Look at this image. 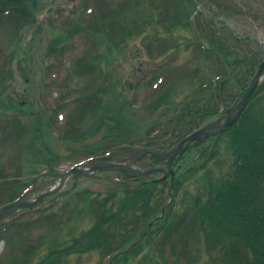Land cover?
<instances>
[{"label":"trees","instance_id":"16d2710c","mask_svg":"<svg viewBox=\"0 0 264 264\" xmlns=\"http://www.w3.org/2000/svg\"><path fill=\"white\" fill-rule=\"evenodd\" d=\"M82 1L85 4L83 18L86 17L83 12L89 7L90 18L99 20L105 16L112 20L109 0ZM148 1L150 16L160 14L159 21L168 28L186 26L194 33L192 45L208 64L206 76L184 100L170 103L162 96L172 76L168 69L158 70L152 78V82L158 79L153 97L139 102L136 94L134 101L132 99L133 104L140 103L135 110L146 108L143 123L132 125L125 121L114 135L102 136L92 147L101 153H77L78 162L125 147L133 149L129 154L123 153L130 166L146 170L160 164L162 156L171 152L184 137L235 104L258 67L260 55L253 45L248 40L235 38L226 29L217 28L208 16L196 11L192 0L165 1L156 13L152 10V0ZM31 3L32 0H0V28L18 32L30 25L35 18ZM205 3L209 6L207 1ZM147 9L133 12L138 17H145L144 21L148 23ZM214 13L234 23L229 9L226 13ZM60 23L55 21V25ZM232 26L244 34L253 32L248 25L234 23ZM68 27V22L64 21L57 29L68 31ZM142 45L154 60L166 55V51L154 44L153 38L143 41ZM172 45L166 50L179 48V44ZM97 46L88 45L87 48ZM76 50L77 45H70L47 58V66L44 67L46 94L64 84L65 65L69 63V69L72 67L69 54ZM3 54L2 48L0 74L10 67L5 63ZM164 66L168 68L167 62ZM191 66H180L179 74L191 78L198 76L193 70L195 67L201 69L200 62L192 70L189 69ZM69 69L68 74L79 75V71ZM175 69L177 67L170 70ZM165 73L167 76L160 79ZM1 80L3 84L0 85L9 90L13 81ZM56 101L54 106L49 98L45 99L48 104L45 106L51 111L47 116V127L52 133L50 136L55 139L66 134L65 126H71L75 129V139L80 140L82 115L92 112L91 117L95 119L96 114H104L102 100L94 95L93 90L85 95L74 90L67 101L61 96ZM8 109L0 108L1 144L7 142L11 146L9 149L16 153L17 163L14 169L5 163L0 167V206L16 199L34 184L35 181L26 175L42 172L41 159L46 158L44 153L40 154L41 157L28 155L29 151L23 153L24 144L20 142H23L21 139L27 126L21 119L28 120L30 117L16 109ZM8 111L11 115H7ZM60 112L65 113L63 120H58L56 115ZM15 129H18L19 135L14 132ZM14 143L19 147L16 148ZM47 160L50 161L49 157L46 158L48 164ZM18 168L27 170H16ZM103 183L70 191L62 201V205L69 208L63 219H57V211L52 210L45 214H31L1 228L0 240L8 235L10 245H20L14 249L7 263L5 257L0 264H29L32 253L40 248L38 238L32 239L30 231L38 222L47 220L46 224L52 226L58 221L60 225L69 223L77 228V221L86 217V208L90 211L92 208L94 212L89 215L84 229L71 234L72 247L56 252L58 249L52 245L49 253L56 252L58 255L52 253L50 258H43L38 264H62L63 259L70 264V256L100 255L103 251L107 253L101 257V264L103 261L127 264L130 257L139 256L142 252L152 261L149 247L155 241L165 250L178 252L179 257L194 251L197 260L189 264L199 263L202 255L208 257L207 264H264V80L237 122L223 134L191 146L172 164V174L164 176L156 173L140 178L117 174ZM104 189L109 190L103 193ZM120 195L124 200L117 201ZM180 195L184 198L183 202L178 200ZM147 256L144 259L147 260Z\"/></svg>","mask_w":264,"mask_h":264},{"label":"rangeland","instance_id":"374dc122","mask_svg":"<svg viewBox=\"0 0 264 264\" xmlns=\"http://www.w3.org/2000/svg\"><path fill=\"white\" fill-rule=\"evenodd\" d=\"M123 1L110 0L109 7L112 8L113 12L112 20H108L105 16L98 20L94 17H82V11L85 8L82 0H32L31 12L35 18L30 25L18 32L11 28H0V53L3 48L5 63L10 65L0 74V83L3 84L1 79L13 81L9 90L0 85V108L2 110L5 108L7 110H9L8 108L16 109L30 117L28 120L19 117V120L21 119L22 123L27 126L25 134L22 136L23 139H21L23 142H20L24 144L22 151L23 153L29 151L28 155L40 157V154L44 153V156L49 157L50 160H47L50 164L48 165L46 158L41 159L42 172L26 175L31 181H35L36 185L23 202L25 204H37L33 207L35 209L41 208L39 209L40 214L49 213L53 210L57 211V219H63L67 216L66 213L69 208L66 209L65 205H62V201L70 194V191L71 193L73 190L77 191L82 186L100 185L118 174L114 170L83 171L77 174L71 173L61 183L62 175L78 162L77 153L99 154L101 152L95 151L92 147L97 145V141L102 136L114 135L125 121L132 125L143 123V114L146 108L135 110L132 99L134 101L135 95L148 87L158 70L168 69L170 72V69L178 65L187 64L192 65L189 67L192 70L196 63L200 62L201 69L195 67L193 70L198 76L191 79L190 76L184 77V74L172 76L167 85L166 93L162 96L170 103H179L184 100V97L201 82L203 74L207 73V62L200 54L195 50H186L188 46H193L192 43L195 40L193 32L189 31L186 26L170 29L157 18L149 21L151 13L147 8L146 12L149 17L146 21L148 23H145V17H138L140 21L135 24L130 23L133 11L132 7L126 4L129 2L132 5L140 3L139 8H141L142 5L148 7L150 1L126 0L122 3ZM165 1L170 0H152V10L156 13V9L160 8V4ZM215 1L216 4L212 7L217 12L226 13L229 9L230 18L235 24L250 26L249 30H253V34L264 41V0ZM113 9L116 10L115 13ZM55 21L61 23L67 21L69 24L68 31L57 29L61 23L55 25ZM150 38L154 39V44L166 51V59L153 61L148 50L142 45L143 41ZM81 39H86L88 45L98 46L86 48L80 56H73L72 67L69 69V63L65 65L66 69H64L62 76L64 84L60 88L54 89L50 94L47 93V95L45 93L47 88L44 87L46 86L44 84L46 80L44 67L47 66V58L70 45L80 46ZM172 44H179V48L167 51L168 46H173ZM172 56L177 59L172 60ZM165 62H167L168 68H163L166 67L164 66ZM156 66L161 69L154 71ZM68 69L79 71V75H74L72 72L68 74ZM74 90L84 95L93 90L94 95L102 100L104 114H96L95 119L91 117L92 112L89 113L90 115H82L83 127L80 140L75 139V129H71V126H69L70 131L68 130L69 127L65 126L64 133L66 134L55 139L56 137L50 136L52 133L47 127V116L50 115L51 111L47 110L50 108L45 106L48 105L45 103V99L49 98L51 105L54 103L56 105V100H60V96L67 101ZM10 112L8 111L9 114L7 115H11ZM28 121L29 124H27ZM14 132L19 135L18 129H15ZM6 133L8 132L5 130ZM0 135H2L1 132ZM6 143L1 144L0 138V167L3 165L2 163H5L10 164L14 169L15 163H17L15 161L16 153L9 149L11 146L9 147ZM13 145L16 148L19 147V144L16 143ZM129 151L133 152L132 149ZM123 153L124 148H118L111 155V161L108 163L125 162L128 158L123 156ZM13 159L14 161H9ZM107 165L102 161L95 162L90 164V168H92L90 170L95 167L104 168ZM16 170L24 172L27 169L18 168ZM51 189L54 191L52 192ZM107 190L109 189H104L103 193ZM39 197L41 199L36 201ZM120 199L124 200L121 195L117 197V201ZM178 200L183 202V196L180 195ZM32 204L26 210H30ZM86 209V217L77 221V228L70 226L69 223L60 225L61 223L58 221H55L56 224L52 226L46 224L47 220L38 222L30 231L32 239L38 238L40 248L32 253V260L29 264H38V261H42L43 258H50L52 253L58 255L56 252H59L61 248L72 247L71 238L73 236L71 234H77L79 229H84L86 222H89V215L94 212L92 208L91 211L89 208ZM20 212L23 210L9 212L5 219L10 221L7 225L12 224V219L14 222H18L30 215L14 218ZM8 239L9 236L6 235L4 240L0 242V263L5 260V257H7V263L14 249H18L20 245L19 243L10 245ZM17 241L21 242L20 239ZM52 245L58 251L49 253L51 251L49 248ZM149 252L153 255L152 261L149 260L146 253L142 252L139 256L130 257L127 264H189V262L193 263L197 260L194 258L196 255L194 251L179 257L178 252L159 247L158 241L151 244ZM106 253V251L100 252V255L98 253L99 256L97 254L73 255L70 256L69 261L70 264H101L100 259ZM146 256L148 257L147 260L144 259ZM111 262L103 261V264H110ZM207 263L209 260L203 255L197 264ZM62 264H67L65 259L62 260Z\"/></svg>","mask_w":264,"mask_h":264},{"label":"water","instance_id":"95a60500","mask_svg":"<svg viewBox=\"0 0 264 264\" xmlns=\"http://www.w3.org/2000/svg\"><path fill=\"white\" fill-rule=\"evenodd\" d=\"M231 32H232V34H235L234 31L231 30ZM248 37L252 38L251 36H248ZM262 47H263V45H262ZM263 70H264V59H263L261 65H260V68L257 71L255 77L253 78L248 91L244 95L242 101L234 109L229 111V113H228L229 116H228L227 120L225 121V123L223 125H220V120L216 121V122L204 127L200 131L193 133L191 136L185 138L180 143V145L176 148V150L173 152L172 156L170 157L169 162H168V168H170L171 162L174 160L176 155L179 154L182 151V149L184 148L185 144L193 142V141H198V140H200L202 138H205V137H208V136H213V135H215L217 133H220V132L224 131L228 126H230L236 120V118L238 117L239 113L245 107L247 101L249 100V98L251 97L252 93L254 92V90H255L258 82H259L260 75L262 74ZM234 111H237V113H236V115L233 116L232 112H234ZM103 160H106V159H103ZM98 169H115V170H118V171L123 172L125 174L132 175L134 177L148 175V174H150L152 172H157V171L158 172H164V170H165L163 168H155V169H152V170H149V171H146V172H141L139 170L131 169V168L127 167L126 165H117V164H110V165H107L104 168H100V167L93 168V170H98ZM93 170L83 169V168H80V167L72 168L71 170L66 172L64 175H62L61 183L64 181V179L69 177V175L71 173L72 174H74V173L77 174V173H80V172H83V171L84 172H88V171H93ZM27 194L22 196L21 199L19 201H17L16 203L8 205V206L4 207L3 209H1L0 210V218H2V216H4V214H6L13 207H16V206H23V207L30 206L32 203L23 204V205L21 204V201L26 197Z\"/></svg>","mask_w":264,"mask_h":264}]
</instances>
